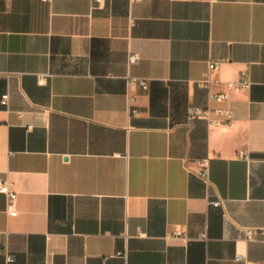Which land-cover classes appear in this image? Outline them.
<instances>
[{
	"label": "crops",
	"instance_id": "crops-1",
	"mask_svg": "<svg viewBox=\"0 0 264 264\" xmlns=\"http://www.w3.org/2000/svg\"><path fill=\"white\" fill-rule=\"evenodd\" d=\"M0 178V264H264V0H0Z\"/></svg>",
	"mask_w": 264,
	"mask_h": 264
},
{
	"label": "built area",
	"instance_id": "built-area-1",
	"mask_svg": "<svg viewBox=\"0 0 264 264\" xmlns=\"http://www.w3.org/2000/svg\"><path fill=\"white\" fill-rule=\"evenodd\" d=\"M98 4L102 3V0H95ZM139 54L137 52H130L128 56L129 64L137 62L139 59ZM222 62L221 59L211 57L208 60V72L207 75L200 79L198 82L201 86L210 87L211 82L213 81L212 75ZM49 73H39L38 74V83L43 84L46 81V77ZM138 84L142 88H147V82L145 78L137 77V76H129L128 84ZM251 80H249L244 74H240L235 79L225 80L224 87L220 91L213 92L211 97L217 102V105L214 107L209 106H199L192 105L188 108L187 116L188 119L192 120L194 118H201L205 120L208 124L211 125H227L230 124L234 119V110L226 104V102L230 98V94L233 91H238L242 89H246L251 85ZM9 98V93L6 91L2 94V102L7 104ZM239 156L249 160L250 157L248 153L244 150L239 151ZM196 173L203 178L206 182H208V162L207 160H203L201 162V166ZM0 192H3L7 195V211L11 215H15L17 213L14 206V199L16 197V192L11 187V182L8 179L0 178ZM212 204L218 206L221 204V200H214ZM172 235L186 237V232L181 229H174L171 231ZM202 239H207L206 232L200 234ZM244 238L246 240H256V241H264V228L259 227H244ZM1 245V242H0ZM118 255L126 258L127 256V248L123 250H118ZM13 256L11 254H7V260H12ZM236 260H242L243 264H252L249 258H246L242 253L237 252L235 255Z\"/></svg>",
	"mask_w": 264,
	"mask_h": 264
}]
</instances>
